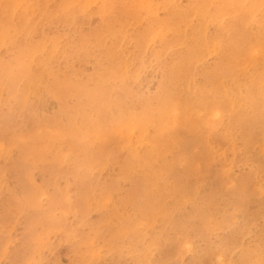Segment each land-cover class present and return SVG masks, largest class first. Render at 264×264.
<instances>
[{
	"label": "rangeland",
	"instance_id": "rangeland-1",
	"mask_svg": "<svg viewBox=\"0 0 264 264\" xmlns=\"http://www.w3.org/2000/svg\"><path fill=\"white\" fill-rule=\"evenodd\" d=\"M195 2L134 0V9L125 11L128 15H120L117 6L110 10L105 0H42L50 14L47 19L35 3L18 20L20 27L14 22L16 18L10 20L18 27H12L16 30H9L11 34L0 44L1 59L8 58L14 45L25 41L30 44L40 39L41 33L44 38H41L43 50L26 64L27 70L32 66L31 81L22 77L15 81L16 87L25 83L21 96L8 87V73L4 71L0 80V264H264V171L257 163V159L264 163V138L263 142L252 141L255 145L249 140L246 143L245 135L240 133L245 131L238 121L242 110H237L236 115L220 108L211 107L208 111L199 102L202 95L197 94L202 90L196 87L204 83L205 93H212L209 90L213 85L205 77L218 59L214 57L220 53L218 41L203 61L194 63L193 74H188L189 79L186 76V86L175 80L174 90L178 83L184 90L178 89L180 96L166 101V110H162L165 92L173 86L167 80L171 66L178 52L186 51L192 39H185L202 17L195 10L191 16H184L183 42L174 41L176 28L167 26L156 27L147 40L143 39L141 48L133 36L143 34L149 27L155 28L156 20L163 19L172 6L183 13ZM212 2L214 5L216 0ZM57 7L61 12L56 11ZM41 9L44 10L42 6ZM227 17L230 18L225 15L226 21ZM206 18L210 22L206 29L209 33L214 29L213 17ZM111 22L114 28H106ZM31 24H37L38 33L32 32ZM245 24L254 38L250 44L256 47L253 42L258 36L264 41V34L259 35L264 32V18L256 11L247 15ZM260 24L263 25L259 28ZM100 28L99 40L90 39ZM83 38L89 39L86 45L82 44ZM263 47L254 62L264 56ZM35 59H45L41 76L35 72L40 67H36ZM102 61L109 68L112 64L117 67L119 76L110 77L109 70L103 73ZM237 70L241 74L236 78L234 74L227 75L221 82L234 104L242 107L248 102L245 98L250 84L244 78V66ZM53 72L57 78L72 72L77 80L98 93L107 108L95 112L86 93L71 95L67 91L64 100L47 92L54 79ZM259 88L263 93L264 84ZM191 90L199 92L192 96ZM261 94L257 98L264 113V93ZM135 98L138 101L132 103ZM132 104L136 107L132 108ZM74 105L82 110L73 111ZM114 107L117 112L111 109ZM188 107L192 112L199 109V115L184 118L182 112ZM243 109L250 113V106ZM178 115L182 116L181 121ZM195 116L201 119L193 120L195 124L191 126L187 124L188 118ZM182 123L186 125L181 126ZM214 130L218 137L214 138ZM238 151H246V155L240 156ZM248 153L253 155L249 156L251 160L247 159ZM242 176L253 178L247 180L246 188L254 196L249 192L246 198H254L241 205L230 191L238 189ZM228 195L234 198L228 199ZM138 198L147 199L142 202ZM257 205V211H262L253 213Z\"/></svg>",
	"mask_w": 264,
	"mask_h": 264
},
{
	"label": "bare ground",
	"instance_id": "bare-ground-1",
	"mask_svg": "<svg viewBox=\"0 0 264 264\" xmlns=\"http://www.w3.org/2000/svg\"><path fill=\"white\" fill-rule=\"evenodd\" d=\"M108 2L109 4V9L110 10H113L114 8H116L117 6V12L120 14V15H124L123 13H126L127 11H131L132 9H134L135 7V3H134V0H105ZM35 3L37 4V10L42 12L43 16L45 19H47V15L48 17L50 16V14L46 11L45 9V4L42 3V0H0V44L1 43H4L6 41V39L8 38V34H11V32L9 33L8 31L9 30H16L15 28L13 29L12 27H15V25L19 24L18 23V20L20 19V17H25L26 14H27V11L28 9L32 8L33 4L35 5ZM41 6L44 8L41 9ZM191 8V9H190ZM190 8L186 11H183L180 12L179 10H177L174 6H172L170 8L169 12L163 19H158L156 20V26H154L155 28L153 27H149L147 30H144L145 32H143V34L141 33H134L133 36L136 38V41L138 43V46L141 48L142 47V42H143V39L146 38L145 40H147V37L150 36V34L154 31V29H156V27L160 28H165V26L167 27H175L176 28V33H177V36H175V39L174 41H177V42H183L187 39H192L191 42L187 45V49L186 51H184L183 53L180 51L178 52L177 56H176V60L174 61V63L172 64L171 66V69H170V73L168 74L167 76V80H168V85L173 84V86L170 85V88L166 90L165 92V95H167L166 97H164V100H162V103H163V108L162 110H166V101H173L174 98H177V96L180 94L177 92L179 91L178 89H180V91L184 90L182 88V85L180 86L179 83L177 84V87H175V89L177 90H174V82L176 79H179V82L181 81L183 83V85L185 84V80H186V76L188 77V74L190 75L193 74L192 72H194L193 70V65L194 63L196 62H201L203 61V57L206 53H209L210 50H213L214 49V44L215 42L218 41L219 45H220V53L217 54V56H214L215 58L218 57V59L215 61L214 65L211 67L210 71H207L208 73L206 74V79L205 81H209L212 83L213 87H211V89L209 90L210 92H212L211 94L209 93H205V89L202 87L205 85V83L203 82V79H199L198 81L202 80V83H204L203 85L201 84V86L198 88L196 87L197 90L201 89V93L199 91H192L193 90V87L192 90H191V95L192 96H195V94L197 92L198 95H202V99L199 100V102L201 103V105L204 107L207 108V110L209 111V109L212 107V109H222V112H223V109L224 110H227L229 111V113H232L233 115L237 114L236 111L237 110H242V111H239V113H241L239 115V119L238 121L240 122L241 126H242V129L245 131V133L242 131L240 132L242 135H245L244 136V141H246V143H248V140L249 141H256L257 140H261L262 138H264V118H263V114L262 111L260 110L261 107V104H259V101H258V98H257V95L258 94H261L262 93V90H260L261 87L263 84H264V56L261 55V57L257 60V63L254 62V58L257 59L258 58V51L260 53V50L259 49H262L263 47V39L261 37L258 36V38H261V42H259V44H257L258 42V38H256L257 42L254 41V45L256 47H252V45L250 43H252V40L254 38H252V34L251 32H249V30L247 29L246 27V24H245V19L247 17L248 14H251V13H254L256 11L260 12L264 18V0H216L215 4L213 5V2L212 0H196L195 3H193V5H190ZM168 10V9H167ZM197 11L199 15V18L202 17L199 25L196 27H194L190 34L188 35V37L183 40V32H185V27H184V21L186 20L185 17H188V16H191L192 13L191 11ZM56 11L57 12H61V9L59 7L56 8ZM126 11V12H125ZM129 14V13H128ZM127 13L125 15H128ZM135 14H138L137 11ZM132 15V14H131ZM207 15H211L213 17V20L211 23H214V26H212V29L214 27V29L212 31H210L209 33L206 32V29H208V24L210 23L208 18L205 19V16ZM225 15H229V19L228 17L226 19H228L227 21L225 20ZM134 16V15H132ZM16 18V19H14ZM11 19H14V22L15 25L13 24L14 22H10ZM118 20H122V19H118ZM178 21V22H177ZM153 22V21H152ZM117 23V22H116ZM115 23V24H116ZM197 23V22H196ZM150 24V23H149ZM119 25V24H117ZM125 25V24H124ZM263 25V24H262ZM261 24L259 25V28L260 26H262ZM21 25L19 24V27ZM18 27V25H17ZM146 27V26H145ZM28 28V26H27ZM106 28H109V29H113L114 28V25H113V22L109 23V25L106 27ZM161 28V29H162ZM23 29V28H22ZM31 29H32V32L35 34V33H38V30H37V24H31ZM55 29V28H54ZM264 29V28H263ZM11 30V31H12ZM25 31H28L27 29H24ZM262 31V28L260 29ZM20 31V30H19ZM24 31V32H25ZM101 28L100 30H97L95 32V35L90 37L91 38H94L96 41L99 40L100 38V33H101ZM123 31V30H122ZM136 31V30H135ZM142 31V30H141ZM140 31V32H141ZM163 31V30H162ZM260 31V32H261ZM264 31V30H263ZM42 32V30H41ZM91 32V31H90ZM257 32V31H256ZM255 32V33H256ZM13 33V32H12ZM17 33V32H16ZM15 33V34H16ZM27 33V32H26ZM86 33V31H85ZM258 33V32H257ZM262 33V32H261ZM22 34V33H21ZM25 33H23L24 35ZM131 34V33H130ZM146 34H148V36H146ZM254 34V33H253ZM264 32L262 34L259 33V35H263ZM17 35V34H16ZM15 35V36H16ZM26 35V34H25ZM28 35V34H27ZM29 35H31L29 33ZM38 40H34V41H31L32 43L30 44H27L29 43L27 41V43H23L21 42L22 44L21 45H12L13 49L11 51V53L8 55V58L7 59H1L0 58V80L2 78V76L4 75V71L6 73H8V79H9V84H8V87L15 92L16 95L18 96H21L22 95V90L24 89V82H20V86H17L16 87V83L15 81L19 78V77H22L23 79L27 80L29 79V82L31 81L30 79V74H31V71H32V66L27 70L26 69V64H29V62L31 61L32 57L37 53L36 52H41L43 50V44H42V40L41 38L43 37L44 38V35L41 33V34H38ZM43 35V36H42ZM190 35H191V38H190ZM20 36V35H18ZM36 36V35H35ZM256 36V35H255ZM264 36V35H263ZM23 37V36H22ZM25 37V36H24ZM31 37V36H29ZM21 38V37H20ZM34 37H31V40H33ZM166 38H169L166 37ZM264 38V37H263ZM25 39V38H24ZM23 39V40H24ZM37 39V38H36ZM84 42L82 44H85L87 43V41L89 40L88 38H83ZM117 39V38H116ZM115 39V40H116ZM18 41V39H16ZM20 40V39H19ZM27 40V39H26ZM120 39H117L116 41H118ZM144 40V41H145ZM183 40V41H182ZM91 41V40H90ZM132 41V40H131ZM263 41V42H262ZM45 42V41H44ZM120 43V41H118ZM133 42V41H132ZM147 42V41H145ZM163 42V41H162ZM161 43V42H160ZM15 44H19V43H15ZM131 44V43H130ZM79 44L77 43V46ZM89 45V44H88ZM258 45V46H257ZM261 45V46H260ZM80 46V45H79ZM131 46V45H130ZM133 46V45H132ZM161 46V45H159ZM164 46V45H163ZM169 46V45H168ZM166 47V46H165ZM102 48V47H101ZM163 48V47H162ZM258 48V50L256 52H254L256 49ZM264 48V47H263ZM105 47L103 48V51H104ZM135 49V48H134ZM145 49V48H144ZM136 50V49H135ZM148 50V49H147ZM162 50V49H161ZM167 50V48H166ZM263 50V49H262ZM102 51V50H101ZM112 50H109V54H112ZM152 53V51H150ZM166 52V51H165ZM141 54V51L139 52ZM135 54L134 52V55L137 57H140V54ZM164 53V52H163ZM102 54V53H101ZM132 55V54H131ZM130 55V56H131ZM161 55V54H160ZM212 55V54H211ZM103 56V55H102ZM213 56V55H212ZM211 56V57H212ZM36 57V56H35ZM134 57V56H133ZM135 57V58H136ZM166 57V56H165ZM208 57V56H207ZM102 58V57H101ZM119 58V56H118ZM168 58V56H167ZM97 59V58H96ZM137 59V58H136ZM140 59V58H139ZM151 59H153V57H151ZM36 60V59H35ZM45 59H42V60H39L37 59L36 60V67L37 65H40L39 67V71L35 68V72L36 73H39V75L41 76L42 75V67H43V64H44V61ZM100 60V59H99ZM110 60V59H109ZM135 60V59H134ZM120 61V60H119ZM118 61V62H119ZM136 61V60H135ZM139 61V60H138ZM142 61V60H140ZM212 61V60H211ZM108 62V61H107ZM105 61V63H107ZM170 61H168L169 63ZM35 63V62H34ZM99 63V62H98ZM97 63V64H98ZM101 63V64H100ZM99 64L102 65L101 66V70L103 71V73L105 72H108L109 70V74L107 75H113V74H117L118 73V68L117 67H113L111 65V67L109 68V65L108 66H105V64H103V61L100 62ZM167 63V62H166ZM204 63V62H203ZM125 64V62H124ZM210 64V63H209ZM250 64H253L254 66L250 67ZM96 65V64H95ZM100 65L98 66V68H100ZM123 65V64H122ZM167 65V64H166ZM199 65V64H198ZM206 65V64H205ZM125 66V65H124ZM242 66H244L245 70L243 71V75L246 76L243 77L248 81V83L250 84L249 86V90L247 92V98H245L248 102L246 103H243L242 107L241 105L240 106H237L234 104V102L232 101L231 99V95L230 93H228L227 91H224L225 89H223V84L221 81L222 78L224 76H227V75H233L235 76V78L237 77V75L240 73H238V70L237 69H241ZM122 67V66H121ZM120 67V68H121ZM164 67H167L164 65ZM201 67H203V65H201ZM109 68V69H108ZM136 68V67H135ZM138 68V67H137ZM124 69V68H123ZM167 69V68H166ZM129 70V69H128ZM134 70V69H133ZM132 70V72H133ZM137 70V69H136ZM203 71V70H202ZM121 72V71H120ZM72 73V72H71ZM71 73H67L65 75H62V78H60L61 76H56V74L53 72L52 76L54 77L53 79V82L49 85V87L47 88V92H51L53 94H55L56 96H61L62 99L64 98L67 99V91H70L71 92V95H72V92H75V93H78V94H81L83 93H86L87 96H88V100L90 102H92L91 104L93 105V107H95L96 111L95 112H100V108L101 109H106L107 108V105L105 103V101L103 102L101 99L99 100V95L98 93H96L95 91L92 90V88L90 89V87H88L86 84H84L82 81H79L77 80L73 75H71ZM126 73V72H124ZM134 73V72H133ZM76 74H78V72H76ZM94 74V72L92 73ZM106 74V73H105ZM123 74V73H122ZM121 74V75H122ZM136 74V73H135ZM241 74V73H240ZM85 75V74H83ZM103 75V74H102ZM118 75V74H117ZM104 76V75H103ZM119 76V75H118ZM117 76V77H118ZM135 76V75H134ZM133 76V77H134ZM94 77V76H92ZM106 77V76H105ZM115 77V75H114ZM113 77V79H114ZM241 77V76H240ZM239 77V80L242 78ZM85 78V76H84ZM96 78H98L96 76ZM103 78V77H102ZM193 78V77H191ZM203 78V76H202ZM228 78V77H227ZM81 79V78H80ZM83 79V78H82ZM94 79V78H93ZM109 78H107L108 80ZM120 79V78H119ZM127 79V78H126ZM189 79V77H188ZM138 80V78L136 79ZM166 80V82H167ZM196 80H197V77H196ZM111 81V80H110ZM128 81V80H127ZM228 81V80H227ZM118 82V81H116ZM165 82V83H166ZM188 82V81H187ZM193 82V81H192ZM201 82V81H200ZM207 82V83H209ZM224 82V81H223ZM230 82V81H229ZM93 83V81H92ZM92 83H87V84H92ZM191 83V79H190V82ZM195 83V82H194ZM194 83H192L191 85L194 86ZM197 83V81H196ZM210 83V84H211ZM232 83V82H230ZM107 84V83H106ZM129 84V83H128ZM136 84V83H134ZM181 84V83H180ZM188 83H186L184 86H186ZM209 84V85H210ZM234 84V83H233ZM236 84V83H235ZM102 85V84H101ZM120 85V84H119ZM138 85V83H137ZM207 85V84H206ZM205 85V86H206ZM208 85V86H209ZM241 85V84H240ZM109 86V85H108ZM102 87V86H101ZM137 87V86H136ZM136 87L133 86V88L136 89ZM241 87V86H240ZM139 88V87H138ZM209 88V87H208ZM234 88V87H233ZM259 88L260 91H258L257 89ZM114 89V88H113ZM126 89V88H125ZM186 90V89H185ZM241 90V89H240ZM242 90H243V87H242ZM111 91V89H110ZM109 91V92H110ZM117 91V90H116ZM120 91V90H119ZM138 91V90H137ZM244 91V90H243ZM118 92V91H117ZM145 92V91H144ZM230 92V91H229ZM121 92H118L117 94L121 95L120 94ZM264 93V91H263ZM262 93V94H263ZM124 94V93H123ZM185 94V93H184ZM233 94V93H232ZM261 94V95H262ZM74 95V93H73ZM80 95V97H82ZM112 95V94H111ZM114 95V94H113ZM133 95V93H132ZM135 95H136V92H135ZM183 95V94H182ZM181 95V97H182ZM77 97H79V95L76 94ZM85 96V95H84ZM117 96V95H116ZM123 97V95H121ZM119 96V98L121 97ZM186 96V94H185ZM107 97V96H106ZM105 97V98H106ZM129 97L131 98V96L129 95ZM130 98L126 99L127 102H129L128 105L131 104V100ZM149 98V96L147 97ZM261 98V96H260ZM264 98V97H263ZM60 99V98H59ZM61 99V100H62ZM83 99V98H82ZM85 99V98H84ZM125 99V98H124ZM132 99V98H131ZM134 99V98H133ZM137 98H135V101L132 100V103L133 102H136L138 101V99L136 100ZM160 99V98H159ZM182 99V98H181ZM191 99V98H189ZM104 100V99H103ZM122 100V98L120 99ZM130 100V101H129ZM179 100V99H178ZM126 101L124 100L123 102L126 103ZM142 101V100H141ZM152 103L154 102V100H152ZM82 102V100H81ZM243 102V101H242ZM264 102V101H263ZM78 103V102H77ZM84 103V102H83ZM119 102H117L118 104ZM141 103V102H140ZM140 103H139V106H140ZM261 103V102H260ZM121 104V103H119ZM142 104H143V101H142ZM141 104V106H142ZM189 104V103H188ZM195 104V103H194ZM81 105V104H80ZM112 106H115L113 105V103H111ZM110 105V106H111ZM127 105V103H126ZM124 105V106H126ZM127 105V106H128ZM133 105V104H132ZM136 105V104H135ZM190 105V104H189ZM188 105V106H189ZM65 106V105H64ZM91 106V105H89ZM111 106V107H112ZM121 106V105H120ZM140 108H144L143 106ZM192 106V105H191ZM190 106V107H191ZM200 106V105H198ZM202 106L200 108H202ZM250 106V113L246 112V111H243L244 109L243 108H247V107ZM75 107V105H74ZM115 107H119L118 105L115 106ZM114 108H111V109H115ZM133 107H136V106H132ZM138 107V106H137ZM188 109H184V112H182V116H184V118H186V116L190 115V114H196V115H199L198 113V110H196L195 112H192V111H188ZM79 110L81 111L82 109H80V107H78ZM78 108L75 107V110H77ZM89 108V107H88ZM121 108V107H120ZM127 108V107H126ZM25 108H23L22 110H24ZM66 109V108H65ZM94 109V110H95ZM119 109V108H118ZM125 109V107H124ZM131 109V108H130ZM155 109V108H154ZM219 109V110H220ZM72 110V109H71ZM110 110V108H109ZM116 110V109H115ZM114 110V111H115ZM121 110V109H120ZM146 110V109H145ZM211 110V109H210ZM246 110V109H245ZM264 110V109H263ZM92 111V110H91ZM89 111V112H91ZM118 110H116L117 112ZM128 111V110H127ZM133 111V110H132ZM131 111V112H132ZM12 112V111H10ZM30 112V111H29ZM62 112H64V110H62L60 113L62 114ZM111 112V111H110ZM109 112V114H110ZM123 112V111H122ZM130 112V111H129ZM217 112V111H216ZM128 113V112H127ZM207 113V112H206ZM211 113V111H210ZM33 114V113H32ZM95 114V113H94ZM98 114V113H97ZM108 112H107V115H109ZM119 114V112H118ZM122 114V113H121ZM131 114V113H130ZM212 114H213V111H212ZM227 114V113H226ZM29 115V114H28ZM102 115V113L100 114V116ZM113 115V113L110 115V117ZM204 115V114H203ZM206 115V114H205ZM225 115V114H224ZM56 116V115H55ZM179 116V115H178ZM182 116H179L178 119H180V121L182 120L181 117ZM222 116V115H221ZM228 116V115H227ZM32 117V116H31ZM119 117V116H118ZM196 118H188L189 120L187 121V124H189L190 126L195 124V123H192L193 120H200L201 118L199 116H195ZM94 118V117H93ZM98 118V117H97ZM100 118V117H99ZM108 118V117H106ZM210 118V117H209ZM216 118V117H215ZM225 118V117H224ZM223 118V119H224ZM227 118V117H226ZM24 119V118H23ZM32 119V118H30ZM212 119V117H211ZM217 119V118H216ZM215 119V120H216ZM26 120V118H25ZM72 120V119H71ZM101 120H102V117H101ZM155 120V119H154ZM191 120V121H190ZM105 121V119H104ZM26 121H24L25 123ZM211 122V121H210ZM226 122V120H225ZM233 122V121H232ZM29 123V122H28ZM33 123V122H32ZM87 123V122H86ZM89 123V122H88ZM20 124V123H19ZM26 124V123H25ZM31 124V123H30ZM238 124V123H237ZM186 123H182L181 126H185ZM203 125V123H202ZM202 125H200L199 127H201ZM232 125V124H231ZM32 126V124H31ZM31 126H29L31 128ZM204 126V125H203ZM211 126V125H209ZM240 126V127H241ZM33 127V126H32ZM206 127V126H205ZM223 127V126H222ZM226 127V126H225ZM224 127V128H225ZM146 128V127H145ZM148 128V127H147ZM187 128V126H186ZM211 128V127H210ZM220 128V126L218 127ZM239 128V127H238ZM36 129V128H35ZM209 129V128H207ZM213 129V128H212ZM232 129V128H231ZM36 131V130H34ZM208 131V130H207ZM224 131V130H223ZM143 132V131H142ZM216 132L215 130L213 131V134L215 135L214 138L218 137V134L214 133ZM232 132V130L230 131ZM184 133V132H183ZM205 133V131H204ZM211 133V132H210ZM240 133H237L238 135ZM212 134V135H213ZM232 134V133H230ZM229 134V136H230ZM32 135V134H31ZM93 135V134H92ZM207 135V134H206ZM222 135V132L221 134ZM219 135V136H220ZM145 136V135H144ZM63 137V136H62ZM166 137V136H165ZM201 137H204V135H201ZM206 137V136H205ZM213 137V136H212ZM228 137V136H227ZM241 137V136H240ZM45 138V137H44ZM67 138V137H66ZM221 138V136H220ZM222 138H224V136H222ZM221 138V139H222ZM19 139V138H18ZM145 139V138H143ZM242 139V138H241ZM142 140V139H141ZM204 140V139H203ZM212 140V138H211ZM211 140H209L211 142ZM215 140V139H214ZM213 140V141H214ZM225 140V138H224ZM227 140V139H226ZM64 141V140H63ZM66 141V140H65ZM217 141V139H216ZM242 141V140H241ZM242 141V143L244 142ZM262 141V140H261ZM43 141H41L42 143ZM137 142V141H136ZM230 142V141H228ZM254 142H252V144H254ZM263 142V141H262ZM261 142V143H262ZM132 143V141H131ZM212 143V142H211ZM216 143V142H215ZM245 143V144H246ZM250 143V142H249ZM259 143V142H258ZM264 143V142H263ZM207 144V143H205ZM216 144H219L218 142ZM245 144L243 146H245ZM128 145V144H127ZM215 145V144H214ZM213 145V146H214ZM255 145V144H254ZM259 145V144H258ZM251 146V144H250ZM264 146V145H262ZM169 147V146H168ZM220 147V146H218ZM224 147V146H223ZM64 148V146H63ZM76 148V147H75ZM249 148V147H248ZM40 149V148H39ZM140 149V147H139ZM218 149V148H217ZM247 149V148H246ZM263 149V148H262ZM72 150V149H71ZM212 151V150H211ZM216 151V149H215ZM218 151V150H217ZM216 151V153H217ZM248 151V149H247ZM206 152V151H205ZM239 152V151H238ZM246 152V151H245ZM245 152H239L238 154L242 155L244 154ZM214 153V151L212 152ZM220 153V152H219ZM221 153H222V150H221ZM218 154V153H217ZM236 154H237V151H236ZM249 154V153H248ZM240 155V156H241ZM246 155V153H245ZM252 155V154H249L247 157V159H249V156ZM52 156V155H50ZM211 156V155H210ZM209 156V158H210ZM221 156H223L221 154ZM253 156V155H252ZM30 157V156H29ZM224 157V156H223ZM244 159H245V156L243 155ZM175 158V157H174ZM216 158V157H215ZM222 157H219V159H221ZM253 158V157H252ZM30 159V158H29ZM218 159V158H217ZM223 159V158H222ZM246 159V160H247ZM17 160V159H16ZM251 160V159H249ZM260 165V167L262 168L261 171L263 173L264 171V163L261 162V160L257 159ZM213 161V160H212ZM214 161H216V159H214ZM218 161V160H217ZM220 162V161H219ZM251 162V161H249ZM255 162V161H254ZM212 164H210L211 166ZM138 166V165H137ZM216 166V165H214ZM213 166V167H214ZM209 167V166H208ZM212 167V166H211ZM259 167V168H260ZM219 169V167H216ZM139 169V168H138ZM179 169V168H178ZM181 169V168H180ZM253 168L249 169L250 171H252ZM150 170V169H149ZM209 170H211L209 168ZM207 169V171H209ZM215 170V168H214ZM248 170V169H247ZM259 170V169H258ZM133 171V170H131ZM218 171V170H217ZM220 171V170H219ZM249 171V172H250ZM179 172V170H178ZM248 172V173H249ZM253 172V171H252ZM257 172V171H256ZM247 173V174H248ZM181 174V173H179ZM206 174V173H205ZM217 174V173H216ZM215 174V175H216ZM246 174V175H247ZM250 174V173H249ZM249 174L247 176H249ZM253 174V173H251ZM178 175V174H177ZM241 175V173H240ZM255 175V173H254ZM146 176H147V173H146ZM179 176V175H178ZM207 176V175H205ZM251 176V175H250ZM253 177V176H251ZM251 177H244L242 176V181L241 183L238 184V189H236V191L232 190L230 191V193H232L234 196H235V200H237L236 202L240 201L241 205L244 204V203H249V200H252L254 197H252L251 199L249 198H246L248 196H246L247 193H249L250 191L248 190L247 187V180H249ZM206 178V177H205ZM253 178H251V181H252ZM208 180V179H207ZM210 180V178H209ZM208 180L207 182V185H208V188L209 189V186L211 185L210 184V181ZM147 181V179H146ZM178 180H176L177 182ZM250 181V182H251ZM255 181V180H254ZM95 182V181H94ZM138 182V181H137ZM148 182V181H147ZM179 183L181 182V180L178 181ZM203 182V180L201 181ZM246 182V183H245ZM249 182V183H250ZM211 183H212V179H211ZM78 184V183H77ZM141 184V183H140ZM254 184V182H253ZM252 184V185H253ZM195 185V183H194ZM202 185V184H201ZM206 185V186H207ZM250 185V184H249ZM213 186V185H212ZM77 187V186H76ZM84 187V186H83ZM134 187V186H133ZM132 187V188H133ZM136 187V186H135ZM134 187V188H135ZM140 186L138 185V188ZM186 189L187 187L190 188L189 186H185ZM192 187V186H191ZM136 188V189H138ZM203 188L205 189V187L203 186ZM80 189V188H79ZM135 189V190H136ZM141 190V187L139 188ZM146 189V187H145ZM193 189V188H192ZM213 189V188H211ZM133 190V189H132ZM134 190V192H136ZM190 190V189H189ZM79 191H83V189L79 190ZM202 191V189H201ZM211 191V190H209ZM131 194H132V191H129ZM138 192V191H137ZM229 193V194H230ZM252 195V191L250 192ZM249 193V194H250ZM129 194V195H131ZM158 194V193H157ZM216 194V193H215ZM215 194L213 195V197L215 196ZM33 195V194H32ZM128 195V196H129ZM140 196V192L138 194ZM155 195V194H154ZM207 195H209L207 193ZM217 195V194H216ZM229 196V195H228ZM254 196V195H253ZM237 197V198H236ZM251 197V196H250ZM140 198V197H139ZM138 198V200H139ZM145 198V197H144ZM230 198V196L228 197V199ZM234 197H231L230 199H232ZM244 198V199H243ZM143 199V198H142ZM147 199V198H146ZM146 199H144L146 201ZM227 197H226V200H228ZM243 199V200H242ZM248 199V200H247ZM28 200H30V198H28ZM141 200V199H140ZM139 200V201H140ZM144 200H141L142 202ZM153 200V199H152ZM158 200V199H157ZM154 201V200H153ZM231 203V200L229 201ZM234 202V203H236ZM155 203V202H154ZM158 202H156L157 204ZM194 203V202H193ZM228 203V202H227ZM232 203V204H234ZM257 203V202H256ZM155 204V205H156ZM254 204V203H253ZM154 205V204H153ZM188 205V204H187ZM190 205V204H189ZM155 208V206H153ZM247 207V206H246ZM245 207V208H246ZM249 206L246 208L249 210ZM256 208V207H255ZM166 209V208H165ZM175 209V208H174ZM259 209V206L257 205V208L255 210H252L253 213H259L261 211H257ZM191 211V210H190ZM193 211V209H192ZM193 213V212H191ZM175 218V217H174ZM173 218V219H174ZM176 219V218H175ZM186 219V218H185ZM172 220V219H171ZM177 220V219H176ZM192 220V219H191ZM197 222V221H196ZM236 237V236H234ZM196 256V255H195Z\"/></svg>",
	"mask_w": 264,
	"mask_h": 264
}]
</instances>
